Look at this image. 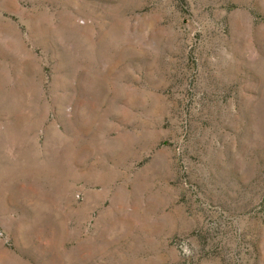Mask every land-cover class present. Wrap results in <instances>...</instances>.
<instances>
[{
    "label": "rangeland",
    "instance_id": "rangeland-1",
    "mask_svg": "<svg viewBox=\"0 0 264 264\" xmlns=\"http://www.w3.org/2000/svg\"><path fill=\"white\" fill-rule=\"evenodd\" d=\"M0 264H264V0H0Z\"/></svg>",
    "mask_w": 264,
    "mask_h": 264
}]
</instances>
